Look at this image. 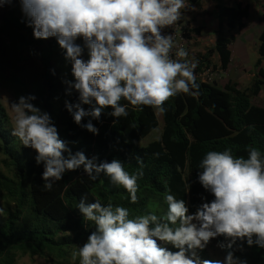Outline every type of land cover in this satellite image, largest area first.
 I'll list each match as a JSON object with an SVG mask.
<instances>
[{"label":"clouds","instance_id":"1","mask_svg":"<svg viewBox=\"0 0 264 264\" xmlns=\"http://www.w3.org/2000/svg\"><path fill=\"white\" fill-rule=\"evenodd\" d=\"M12 0H0L11 3ZM28 26L36 39L56 37L65 58L72 62L74 82L65 81L67 93L74 89L79 102L66 101V108L76 124L85 117L99 119L111 107L110 115L127 117L128 105L150 107L158 113L168 109L166 102L180 95H200L194 69L196 62L187 60L188 52L179 48L172 58L174 39L163 29L181 20L187 9L186 0H20ZM83 38L89 59L81 58L83 48L76 44ZM35 96H21L11 104L12 135L25 147L37 152L36 162H43V188L52 190L53 183L66 171L81 167L89 179L104 173L110 181L122 186L130 202L138 201V179L143 175V160L136 173H129L118 159L95 163L83 152L73 154L60 139L48 113L31 101ZM126 101L127 104H122ZM82 105H91L85 110ZM98 134L91 120L84 124ZM68 155L65 157L64 153ZM199 183L214 199L201 204L194 214L183 199L166 191L167 211L158 215L149 211L133 215L129 208L99 201L77 207L95 231L79 247V264H247L231 251L237 241L264 248V154L256 147L247 157L231 149L210 150L201 159ZM3 209L0 208V214ZM223 236L228 249L223 260L201 259L212 239ZM163 245H171V251Z\"/></svg>","mask_w":264,"mask_h":264},{"label":"trees","instance_id":"2","mask_svg":"<svg viewBox=\"0 0 264 264\" xmlns=\"http://www.w3.org/2000/svg\"><path fill=\"white\" fill-rule=\"evenodd\" d=\"M218 13L217 40L213 48L202 55L201 66L210 69L214 55L219 57L218 70L226 72L231 64V46L236 36L226 35L225 28L239 34L246 28L251 16L249 4L236 3L233 7L224 0H214ZM199 8L201 0H186ZM264 10V6H263ZM264 21V15L260 18ZM182 23V21H181ZM26 23L13 20L12 25L27 29ZM199 32V31H197ZM185 38L188 35L184 34ZM259 59L254 68L250 86L243 90L236 82L229 80L224 87L218 83L200 85V95L192 97L180 94L168 102L165 113H160L164 124L159 140L141 147V142L159 126L154 109L128 105L127 117H114L107 107L101 117H85L81 124L75 123L66 108L68 103H78L79 93L71 94L59 90L50 73L52 49L58 47L56 37L42 50L45 65L44 79L48 89L40 91L42 112L49 114L57 128L60 139L67 143L73 154L80 151L95 163L122 161L125 170L136 173L140 168L135 157L143 160V175L138 179V201L131 203L127 191L114 185L104 173L95 174L91 180L83 167L66 171L61 180L53 183L52 190L43 188V162L37 164V152L21 144L9 128V116L0 101V264H19L23 257H39L48 264H79V256L74 257L95 231V225L85 221L77 205L81 200L86 204L101 202L104 205L129 208L133 215L149 211L162 215L167 211L164 199L166 191L183 199L194 214L197 208L211 202L214 196L199 183L198 165L207 151L231 149L235 155L247 157V150L256 147L264 154V108L252 103L264 87V30L259 38ZM85 46L82 59H89ZM72 65V62H71ZM194 69L197 76L202 67ZM216 65L213 69H216ZM74 76L70 81L74 82ZM33 102V101H32ZM34 103V102H33ZM127 104L126 101H121ZM34 104H38L35 102ZM85 110L91 105H82ZM91 120L99 130L89 132L84 124ZM67 157L68 153H64ZM218 243H227L223 236ZM245 247L241 252L239 246ZM171 251H178L171 245H163ZM227 253L228 249H223ZM231 251L246 260L247 264H264V248L249 246L246 241H237ZM201 259L213 260L206 250H197Z\"/></svg>","mask_w":264,"mask_h":264},{"label":"rangeland","instance_id":"3","mask_svg":"<svg viewBox=\"0 0 264 264\" xmlns=\"http://www.w3.org/2000/svg\"><path fill=\"white\" fill-rule=\"evenodd\" d=\"M225 1L227 2V0ZM213 5H215L214 10L217 11L216 2L214 0L204 1V6L197 8V11L194 10L189 12L187 9L182 10L183 15L181 20L172 26L163 29L164 34L172 35L174 39V48L171 53L172 58L180 59L176 57L175 53L179 48H184L188 52L187 60L197 63L195 69H197L198 66H201V56L205 55L207 49L209 48L201 49L200 45L203 42L211 44V39L207 38L203 40L197 38L196 36L200 35L203 30L201 25L205 27V24H208L212 27L214 20L211 21L213 17L211 18L210 11L213 10ZM202 11L203 14H201ZM206 14H209L210 16H206ZM217 19H215L216 24H218ZM13 20H19L22 21V23L25 22V25L28 28H16L12 25ZM225 31L228 36L235 35L236 40L240 35V33L237 34L233 31L229 32L228 28H225ZM184 34L188 35V38H185ZM243 39L244 37H241L239 42L236 43L234 49V51L238 53L242 50V47L245 48V59L241 62L242 65H232L229 70V75H227L219 71L218 66H216V69H213L215 64L213 63L212 58L211 60L213 66H211L210 69H206L204 65L201 66V71L196 76V79L201 81L199 77L207 74L209 71L208 75L211 80L208 83H218V85H222V87H224L223 85H225L228 80L232 79L239 85L240 89H247L250 86L252 80L251 78L256 74L254 66L259 59V46L256 45V39L243 45ZM52 42L53 37L48 39H36L34 37L33 28L28 26L27 18L21 8L20 0H12L11 3H2V5H0V101L9 116L10 130H12V117L14 115L11 109V104L13 102H18V99L21 96L27 97L32 95L36 97L33 102H37L38 104L36 105L32 101L31 102L40 108L39 104L42 103V98L39 94L40 91H44L46 93L45 97L48 96L49 92L44 79L45 65L42 59V50L43 48L48 47ZM75 43L83 48L82 58L85 53V42L83 38H78ZM52 50L49 67L50 73L59 90L67 92L68 85L65 81H70L72 78L71 61L65 58V50L61 49L60 46L55 47ZM237 63H239V56ZM243 67H245L248 71H244ZM249 69L252 70L251 73ZM252 103L256 106L264 108V87L261 94L257 98H254ZM40 110L42 111L41 108ZM155 113L159 121V126L141 142V147H145L150 143L159 140L162 136L164 127L162 117L160 113L156 111ZM32 150L35 151L34 149ZM217 239L218 237L212 239L204 250H206L212 259L223 260L226 253L218 246L219 243ZM239 243H241V241H239ZM239 250L243 252L245 251V247L240 245ZM19 264L48 263L39 257L31 259L26 256L19 260Z\"/></svg>","mask_w":264,"mask_h":264},{"label":"crops","instance_id":"4","mask_svg":"<svg viewBox=\"0 0 264 264\" xmlns=\"http://www.w3.org/2000/svg\"><path fill=\"white\" fill-rule=\"evenodd\" d=\"M204 1H207V0H202L201 6H204ZM224 2L229 7H233L236 3L242 2L245 4H249L250 8H251V16H250L249 20L246 22V28L240 32V35H239V37H237L236 42L231 46V52H232L231 64L229 65V68L226 72H222L223 74L229 75V70H230L231 66L232 65H242L241 62L245 59V56H244L245 55V48L242 47L241 48L242 50H240L238 53L234 51L235 45L237 42H239L241 37H244V39H243L244 44L243 45H245V43H247L249 41H253L256 39V45L259 46L258 38H259L260 34L262 33V31L264 30V21L260 20V18L264 15V10H263L264 0H227V2L224 0ZM186 4L188 5L187 11H189V12L194 11V10L197 11V7H195L194 5H192L188 2H186ZM214 9H215V5H213V10H212L213 12L210 11L211 12V18L213 17L211 21L214 20L212 27L208 24H205V27L201 25L203 30H202L200 35L196 36L197 38H200L203 40L207 39V38L211 39V44H209L207 42L201 43V45H200L201 49L213 48L215 46V43L217 40V34H215V32L217 31L218 24H216L215 19H217L218 13ZM201 14H203V11L201 12ZM201 16H203V15H201ZM206 16H210V15L206 14ZM197 26H199V25H197ZM212 37H213V39H212ZM238 56H239V63H237ZM213 63L219 67V57L217 55L213 56ZM243 70L248 71L245 67H243ZM249 71L251 73L252 70L249 69ZM231 81H233V80L231 79ZM223 86H225V85H223ZM221 87H222V85H221Z\"/></svg>","mask_w":264,"mask_h":264},{"label":"built area","instance_id":"5","mask_svg":"<svg viewBox=\"0 0 264 264\" xmlns=\"http://www.w3.org/2000/svg\"><path fill=\"white\" fill-rule=\"evenodd\" d=\"M208 72H209V71H208ZM208 72H207V74L201 75V76L199 77L200 80H201L202 82H204V83H208V82L211 80L210 76L208 75Z\"/></svg>","mask_w":264,"mask_h":264}]
</instances>
